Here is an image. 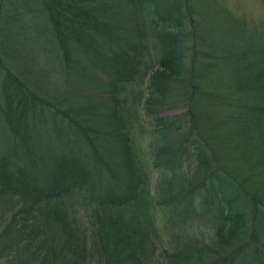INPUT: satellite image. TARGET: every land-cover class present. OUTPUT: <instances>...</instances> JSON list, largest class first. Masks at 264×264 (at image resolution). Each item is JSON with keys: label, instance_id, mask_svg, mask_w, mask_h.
Returning a JSON list of instances; mask_svg holds the SVG:
<instances>
[{"label": "trees", "instance_id": "trees-1", "mask_svg": "<svg viewBox=\"0 0 264 264\" xmlns=\"http://www.w3.org/2000/svg\"><path fill=\"white\" fill-rule=\"evenodd\" d=\"M104 1H34L51 78L80 66L83 94L32 84L0 36V209L22 204L4 264H264V39L221 7L237 32L218 37L192 0H122L126 20Z\"/></svg>", "mask_w": 264, "mask_h": 264}, {"label": "rangeland", "instance_id": "rangeland-1", "mask_svg": "<svg viewBox=\"0 0 264 264\" xmlns=\"http://www.w3.org/2000/svg\"><path fill=\"white\" fill-rule=\"evenodd\" d=\"M10 2L13 1L10 8H16L15 6H21L19 8V16L21 15L22 20H24V24L22 25L24 28L19 27L18 23L19 20H13V25L11 24V19L6 20V27L5 24L2 23L3 19H0L1 26L0 28L4 27L0 36L2 40H4V44L7 48V55L8 52L10 53V59L12 60L13 64L20 67V65L26 69L29 74V81L33 84V81H36L38 85L40 84L42 87H48L50 85L51 91L55 94L59 93L61 95H79L83 94L87 88L89 81L83 80L85 78L86 72L83 70L82 67L78 66L77 69H74L72 73H67L64 75L62 72L58 74L55 78H51V73L57 68L56 60L53 57V53L50 51V44L49 39V32L42 26V21H35L32 19L34 17V5L35 0H29L30 6L33 7H22V0H9ZM194 6L201 11V13H205L208 20L211 24L219 29L216 34L218 37L225 38L230 35L234 38L235 33L237 30H234V27L230 22H228L223 14L220 7L225 9L229 15L236 21L243 23L248 29L258 30L261 37L264 39V2L263 0H216L215 3L218 7H215V3L212 0H192ZM103 3L114 4L113 12L117 14V20L127 19V12L123 9L122 0H113V1H104ZM36 6V5H35ZM0 7H3L5 12L6 4L3 0H0ZM8 7V8H9ZM15 11V10H14ZM17 11V9H16ZM3 12V14H4ZM2 14V16H4ZM31 22H35V26L31 27ZM251 37L255 35V32H251ZM33 38L34 43L38 46L42 57V65L44 66L43 71L40 72L37 67H35L36 63L31 60L28 56L24 53L21 55L19 54L20 50H24L23 47L26 45L28 46V41ZM20 64V65H19ZM21 68V67H20ZM96 77L101 81H107V78L99 73L96 74ZM93 81V80H92ZM93 83L90 85L92 86ZM41 88V87H40ZM49 88V87H48ZM144 87H142L143 89ZM93 93L95 96L92 102L102 100L101 98L108 99L110 96L109 94L101 89V90H94ZM87 94H90L89 92ZM147 97L144 96L145 99ZM139 100V99H138ZM137 100V102H138ZM142 103H139V110L136 112L135 118H137L135 125L136 126L133 130V136L136 140V143L140 146V149L147 150V146H149L148 137L145 136L144 138L137 132V129L140 128L138 126L144 127L146 130V134L150 132L149 120L146 117H142L141 107ZM174 111H167L164 114H174ZM43 143H47V141L43 140ZM55 142L51 140V144L53 145ZM61 146V145H59ZM52 151L55 152L54 145L52 146ZM84 151V150H83ZM144 155H146L144 153ZM21 199V198H20ZM21 201V200H19ZM22 206V204H17V206H7L10 210H7L6 207H1L0 209V232L3 230L4 226L11 220L13 212ZM2 245H0V264L6 263V261L12 260V255L9 256V253L2 252L1 249Z\"/></svg>", "mask_w": 264, "mask_h": 264}]
</instances>
